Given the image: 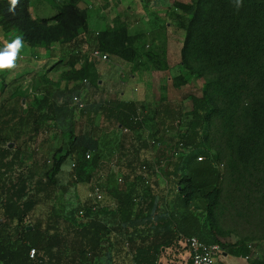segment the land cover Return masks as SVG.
Masks as SVG:
<instances>
[{
    "label": "trees",
    "instance_id": "trees-1",
    "mask_svg": "<svg viewBox=\"0 0 264 264\" xmlns=\"http://www.w3.org/2000/svg\"><path fill=\"white\" fill-rule=\"evenodd\" d=\"M39 1L56 14L34 18L30 9ZM84 1L20 0L12 14L8 0H0V32L22 36L30 48L49 50L55 44L70 45L88 30V13L81 8ZM174 7L180 12L177 25L185 33L180 65L186 75L203 85L200 97H190L191 110L182 132L179 113L167 105H141L146 111L141 121L136 120L134 102L109 100L82 112L93 115V119L102 114L116 130L128 128L139 140L148 119L166 130L175 127L177 137L169 158L156 162L163 163L160 175L165 170L175 184L174 210L168 196L158 204L152 191L153 175H149V185L139 175L148 195L138 196L134 186L121 194L115 208V228L98 218L76 226L71 216L66 218L53 207L45 223L36 220L25 226L36 207L62 189L57 185V175L68 156L77 159L72 168L77 169L78 178L87 175L88 168L103 163L104 145L92 131L75 136L73 125L67 124L64 128L71 140L66 154L53 162L51 172L44 177L33 180L28 171L0 168V264H60L51 254V244L62 246L58 250L61 255L75 254V264H92L106 249L111 263L114 252L106 248L107 241L120 234L130 245L133 264H160L166 249L176 243L184 245L190 237L219 245L227 256L250 258L251 245L220 242V219L233 210L243 219L264 222V0H242L238 9L235 0H183ZM141 39L129 34L126 23L116 22L95 34L94 49L137 69L140 53L136 46ZM145 57L152 61L156 54ZM175 81L176 88L186 83L182 76ZM174 118L173 127L167 126ZM152 139L161 146L158 136ZM125 142H121L123 149ZM145 145L149 147L147 140ZM9 152L3 148L2 162ZM87 152L92 153L90 161L85 159ZM200 157L203 159L198 161ZM224 186L227 196H223ZM43 243L45 251L40 253L38 247ZM32 248L36 250L34 260L29 258ZM249 264H264V259Z\"/></svg>",
    "mask_w": 264,
    "mask_h": 264
},
{
    "label": "rangeland",
    "instance_id": "rangeland-1",
    "mask_svg": "<svg viewBox=\"0 0 264 264\" xmlns=\"http://www.w3.org/2000/svg\"><path fill=\"white\" fill-rule=\"evenodd\" d=\"M179 2L182 0H85L81 4V8L88 11V17L98 11L103 21H108L113 25L116 22H124L127 24L130 34L142 36L136 46L140 53V67L137 69H134L133 65L120 67L117 70L119 79L116 78L117 80L111 82V86L106 90L96 92V98L118 100L123 91L127 92L138 105H144L148 108L167 105L179 113L182 121L180 132H182V129L186 127L187 114L191 110L190 97H200L203 85L199 79L186 75L180 65V51L185 33L178 27L176 20V16L180 12L174 7V4ZM30 10L34 18H51L56 14V11L43 1H39ZM93 46L95 47V43L89 41L87 47L89 50L86 49V52L90 51ZM23 52L24 50L21 51V53ZM154 52L156 54L154 60L150 61L145 57L147 53ZM91 63L108 76L111 70L108 62L94 60ZM16 68L20 69L18 70L19 75L15 78L20 81L27 74L26 68L28 70V67L20 64ZM181 76L185 77L186 83L176 88L174 82H176L175 80L178 81ZM80 93L81 95H79L88 106L92 101L94 91L88 88ZM9 95L10 93L6 97ZM11 95L15 97V100L10 102L8 111L18 113L21 117L26 116L30 107L27 90L21 89L16 94ZM1 96L3 97L4 94ZM23 97L27 98L24 103L21 102ZM86 119L84 114L77 113L75 115L74 135L78 136L82 135L83 132L92 131L93 135L100 139L102 144L104 143L106 156L103 160L105 163L98 167L88 168L87 175L78 178L77 169L72 168V164L77 159L73 155L68 156L57 175V185L62 189L57 190L51 200L38 205L32 213V218L24 222L25 226L33 224L36 220L45 223L49 208L53 206L62 216L66 218L71 216L72 222L76 226L81 225L76 219V215L79 210H84L87 217L104 220L110 227L115 228L118 223L114 207L117 198L121 194L127 193L133 186L136 188L135 193L138 196L148 195L145 187L139 182L138 167L143 162L153 165L157 160L169 158L174 139L177 137L175 127H173L175 118L167 125L172 126L173 130H166L148 119L141 131V140L134 136H121L120 133L116 132L113 123H109L102 114H99L98 118L96 115L94 116L95 122L91 127L86 125ZM20 132L25 136L33 132L36 133L37 153L45 158L42 167L33 168L37 178L44 177L51 172L53 162L66 154V148L71 140L65 128H61V133H58L55 130L49 131L43 124L35 128L33 125L26 124ZM155 136L160 138L161 146L157 147L156 143L150 144L149 147L146 146L147 138L153 140L152 137ZM123 141H126V146L132 148L129 153H124L119 147H116L117 142ZM62 149L63 151H61ZM28 169L18 168L17 172L18 170L21 172L28 171ZM119 175L124 178L123 185H117L115 182ZM166 175L165 170H163L158 179L160 183L158 182L157 185V178L152 177V191L158 196L160 204L168 196L170 208L174 210L173 189L175 184ZM95 184L102 188L105 195L102 210L98 212L91 211L90 193ZM227 194V187L224 186L223 196H227ZM220 226L222 230L220 242L222 244H234L240 241L251 245L252 253L249 259H240L230 255L224 258V254L221 253L217 257L219 264H249L253 260L264 259V222L255 219H243L235 211L230 210L221 217ZM107 243L109 244L107 245ZM107 243L106 248L111 247L114 252L113 259L110 263L108 254L105 253L106 249H103L100 256L97 257L99 264H133V253L128 251L130 245L126 246L127 243L123 234L112 237ZM51 246V254H53L54 260L59 258L60 264L76 263L75 254L65 252L61 255L62 252L61 254L58 253L60 252L58 250L62 248L61 245L51 244ZM38 250L43 253L45 243L41 244ZM185 250L182 243L173 244L160 256V264H185Z\"/></svg>",
    "mask_w": 264,
    "mask_h": 264
},
{
    "label": "crops",
    "instance_id": "crops-1",
    "mask_svg": "<svg viewBox=\"0 0 264 264\" xmlns=\"http://www.w3.org/2000/svg\"><path fill=\"white\" fill-rule=\"evenodd\" d=\"M89 7L91 8V6ZM111 25L113 24L103 21L99 12L95 11L93 15L88 17L87 32L81 33L76 41L70 45L60 46L59 44H55L49 50L39 47L30 48L25 45L24 52L20 54V59L17 62V67L21 64L28 67V70L26 68L27 74L20 81L15 78L19 75L18 70L20 68L0 72V154L3 148H7L10 151L6 160L3 162L0 160V168H2V165L4 168H29L28 172L31 175L33 174V180H36L37 177L33 168L42 167L45 158L39 156L37 153V143H35L37 140L36 133L33 132L25 136L20 130L26 124L33 125L34 128L38 124L40 126L43 124L49 131L55 130L61 133V128H64L67 124H72L74 128L76 127L74 121L77 113L85 115L88 127L93 126L95 122L93 115L74 111L71 107L72 96L75 94L81 95L80 92L88 88L94 91L92 101L88 106L92 104L93 106H97L99 103L115 100L110 98L108 100L97 99V94L95 93L110 87L111 82L113 83V81L119 79L117 70L120 67H128L131 64L111 57L108 62L111 70L107 76L100 69L98 70L96 65H92L91 63L94 60L98 61L92 57V52L95 50L94 46L90 51L86 52L88 42L92 41L93 44L95 43V34L111 28ZM15 37L12 34L0 32V48ZM98 75L100 76L99 78ZM12 78L13 80H11ZM85 78L87 84H83V79ZM122 81L120 83L124 82ZM21 89L27 90L29 95L28 100L30 101L28 113L22 117L18 113L8 111L10 102L15 100V97L11 94H16ZM8 93L11 96L6 97ZM2 94H4L3 97L1 96ZM26 101L27 98H21L22 103ZM118 101L134 102L130 95L123 91L120 93ZM88 106L86 105V108ZM98 115H96L97 118ZM116 132L119 133L117 130ZM100 142L102 141L100 140ZM116 147H119L120 150L122 149L124 153H129V150L132 149L127 147L123 149V145L120 142L116 143ZM103 163H105L104 160ZM153 177L157 178V185L160 175H154ZM157 201H159L158 196ZM32 216L33 214H30L28 218L30 219ZM158 238L160 239L159 236ZM223 257L225 258L227 255L224 254ZM188 259L189 252L186 249L184 252L185 264L188 263Z\"/></svg>",
    "mask_w": 264,
    "mask_h": 264
},
{
    "label": "built area",
    "instance_id": "built-area-1",
    "mask_svg": "<svg viewBox=\"0 0 264 264\" xmlns=\"http://www.w3.org/2000/svg\"><path fill=\"white\" fill-rule=\"evenodd\" d=\"M146 47L148 48L149 46H146ZM92 57L100 62H109L111 59V57L108 54L98 52L97 50H94L92 52ZM83 84H87V80H84ZM135 91L137 90L135 89ZM86 105L87 104L84 102V100L81 98L79 94H75L72 96L71 107L73 108L74 111L82 113L84 112ZM145 115H146V111L142 109L141 105L137 104L136 120L141 121ZM117 131H119L121 136H134L135 137V134L128 128H123ZM147 143L150 146V144L155 143V142L147 138ZM156 146L158 147L159 144L156 143ZM129 147L130 146H127V148ZM85 159L90 161L92 159V153L87 152ZM202 159L203 158L200 157L198 158V161H201ZM162 166H163L162 162L160 165H158L155 162L153 165H151V167H148L147 165H145V163L144 164L142 163L138 167L139 175H142L143 177H145V180H146L145 183L149 185V178H150L149 175L159 176ZM72 167H74L73 164H72ZM115 182L117 185H123L124 178L121 175H119L116 177ZM90 198L92 200V203H91L92 212H97L98 210L102 209L103 204L105 202V195H104L102 188L98 184H95L94 187L92 188V191L90 193ZM114 207L116 208V204H114ZM76 219L78 220L79 223H81V225L91 220V218L86 216L84 210L78 211V214L76 215ZM184 245L187 247L188 252H189V259H188L187 264H219L217 262V257L219 254H221V249L219 245H208L204 242H201L195 237L186 238L184 240ZM35 257H36V250L32 248L29 251V258L31 260H34ZM92 264H99V263L97 262V260H95Z\"/></svg>",
    "mask_w": 264,
    "mask_h": 264
},
{
    "label": "clouds",
    "instance_id": "clouds-1",
    "mask_svg": "<svg viewBox=\"0 0 264 264\" xmlns=\"http://www.w3.org/2000/svg\"><path fill=\"white\" fill-rule=\"evenodd\" d=\"M20 0H8V11L15 14ZM242 0H235L237 9L241 6ZM25 47V41L22 36H16L10 42L0 48V72L11 71L17 67L21 51Z\"/></svg>",
    "mask_w": 264,
    "mask_h": 264
}]
</instances>
